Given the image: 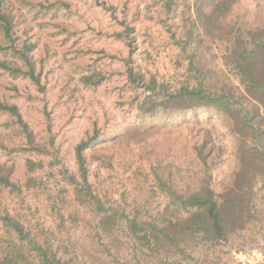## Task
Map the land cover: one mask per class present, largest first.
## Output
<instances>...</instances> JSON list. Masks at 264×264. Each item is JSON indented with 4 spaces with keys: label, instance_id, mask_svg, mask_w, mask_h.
Instances as JSON below:
<instances>
[{
    "label": "rangeland",
    "instance_id": "1",
    "mask_svg": "<svg viewBox=\"0 0 264 264\" xmlns=\"http://www.w3.org/2000/svg\"><path fill=\"white\" fill-rule=\"evenodd\" d=\"M163 3L8 0L13 45L28 49L38 84L0 70V103L18 113L0 112V172L18 187L0 190V213L18 217L68 264H264V187L255 189L252 218L225 241L155 256L127 236L124 224L110 237L99 235L96 216L74 199L80 184L75 148L94 134L98 142L83 153L87 182L130 219L163 213L171 193L188 196L208 185L219 194L231 186L237 139L224 117L200 109L166 123V115L136 110L150 79L170 90L196 83L191 53L209 84L243 92L224 64L225 46L198 26L194 0H174L170 12ZM255 9L264 11V0H241L235 14ZM187 31L195 42L183 52L178 42ZM0 61L20 65L8 54ZM7 239L0 223V256Z\"/></svg>",
    "mask_w": 264,
    "mask_h": 264
},
{
    "label": "trees",
    "instance_id": "2",
    "mask_svg": "<svg viewBox=\"0 0 264 264\" xmlns=\"http://www.w3.org/2000/svg\"><path fill=\"white\" fill-rule=\"evenodd\" d=\"M240 1L194 0V15L204 36L225 46L224 64L239 77L242 93H235L227 86L209 84L205 80L206 70L194 66V53H191L189 67L199 76L193 86L170 90L164 83L150 79L144 85V96L136 104L138 114L149 117L166 115V123H170L169 116L173 114L195 113L200 109L224 117L229 122V132L237 139L238 168L231 186L219 194L208 185L188 196L171 193L163 213L145 221L137 216L130 219L120 207L98 198L87 182L83 153L98 142L97 134H94L75 148L80 184L74 187V199L96 216L99 235L110 237L118 226L124 224L127 236L149 255L160 252L183 254L191 243L225 241L226 236L243 229L252 218L255 189L264 187V17H260L264 11L255 9L250 15L246 10L239 16L235 14V8ZM163 5L170 12L174 0H164ZM14 35L15 24L8 0H0V40L3 44H0V54H8L20 62L16 65L0 61V70L14 78H26L38 84L28 49H17L13 45ZM194 42L191 31H187L178 45L186 52ZM129 77L135 82L131 70ZM0 112L18 118L14 106L0 103ZM197 152L202 160V146ZM1 189L18 190L17 185L9 180V173L0 172ZM0 223L8 238L0 264H68L58 256L51 243L39 242L32 237L18 217L0 213Z\"/></svg>",
    "mask_w": 264,
    "mask_h": 264
}]
</instances>
